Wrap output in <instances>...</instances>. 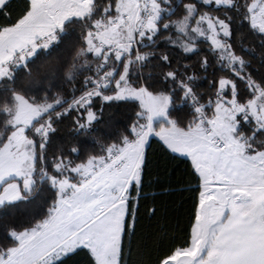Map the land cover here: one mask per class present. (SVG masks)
I'll list each match as a JSON object with an SVG mask.
<instances>
[{
  "label": "snow or ice",
  "instance_id": "obj_1",
  "mask_svg": "<svg viewBox=\"0 0 264 264\" xmlns=\"http://www.w3.org/2000/svg\"><path fill=\"white\" fill-rule=\"evenodd\" d=\"M13 5L0 0V212L32 210L0 225V264L82 251L129 264L153 137L198 181L187 241L153 264H264V76L245 58L258 49L264 65V0H18L15 20ZM70 33L71 57L40 71ZM213 66L202 93L197 72ZM121 103L134 106L123 130L84 150L79 138ZM66 118L78 142L53 148Z\"/></svg>",
  "mask_w": 264,
  "mask_h": 264
},
{
  "label": "trees",
  "instance_id": "obj_2",
  "mask_svg": "<svg viewBox=\"0 0 264 264\" xmlns=\"http://www.w3.org/2000/svg\"><path fill=\"white\" fill-rule=\"evenodd\" d=\"M14 0L13 20L16 18V3ZM176 17H173L175 19ZM0 23H4L0 17ZM75 43V33H70L64 41L56 47L51 54L37 62L43 67L40 71H47L58 63L70 58ZM254 41L251 37L245 39V46H253ZM163 48V45H160ZM201 54H206V46L201 44ZM259 50L251 59L252 67L250 71L259 79L264 76V65L260 63ZM174 60L176 53L173 51ZM196 65L200 59L199 55H192L186 61ZM211 60V57H210ZM37 68L34 66V71ZM215 66L210 68L207 73L197 72L201 77L198 81V90L202 93L210 92L209 80L212 79V72ZM148 69H145L147 73ZM217 76L223 73L216 70ZM27 84V79L23 81ZM178 103V102H177ZM179 105L174 109L172 115L175 117L185 115L179 112ZM134 106L131 103H121L105 107L101 122L95 126V131L89 137H80L79 142L86 151H98V146L94 143V138L106 142V138L117 130H123L133 115ZM71 120L66 118L63 123L57 125V132L54 134L53 148L60 144L77 143V138L70 132ZM149 164L145 175V195L140 200V207L137 216L136 230L134 235L125 237V253L129 264H153L156 257L168 252L176 246H182L187 241L191 223L194 216V206L198 197V181L193 175L192 165L189 158L179 154L171 153L162 146L158 138L153 137L147 148ZM156 208L155 215L149 213V209ZM31 206L20 205L18 208L0 212V225L9 223L13 220L27 219L31 211ZM4 243L3 233L0 231V244ZM66 264H89V257L85 252L71 256Z\"/></svg>",
  "mask_w": 264,
  "mask_h": 264
}]
</instances>
